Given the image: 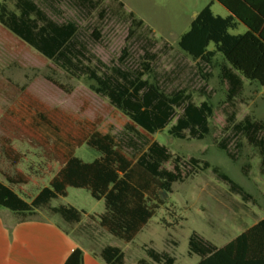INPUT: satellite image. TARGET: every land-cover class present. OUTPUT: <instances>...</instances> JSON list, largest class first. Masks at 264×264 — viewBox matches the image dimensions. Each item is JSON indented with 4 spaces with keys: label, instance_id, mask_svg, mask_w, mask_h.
<instances>
[{
    "label": "rangeland",
    "instance_id": "1",
    "mask_svg": "<svg viewBox=\"0 0 264 264\" xmlns=\"http://www.w3.org/2000/svg\"><path fill=\"white\" fill-rule=\"evenodd\" d=\"M31 1L57 24L70 22L78 27L76 44L83 48L80 60L84 66L95 68L100 75L117 76L115 70L143 71L149 65L144 79L158 84L165 93L183 90L195 105L208 102L213 107L210 132L204 139H194L188 131L185 139L168 134V129L183 114V108L176 109L169 127L154 135L173 156L162 168L174 171L178 164L182 173V181L173 184L167 197L160 196L164 203L155 217L129 244L107 235L94 247H119L125 254L126 264H135L139 259L158 264L149 259L148 248L173 257L175 264H197L200 257L189 255L193 232L222 247L244 230L239 226L243 217L249 216L252 223L260 219L264 213L262 158L259 149L235 125L247 117L264 123V95L260 94L258 85L243 79L240 94L229 100L231 86L224 73L230 68L222 56L218 54L211 64H206L194 60L179 47L181 37L189 31L196 15L212 0ZM7 5L11 11H17L16 0H7ZM212 12L222 17L228 15L217 2ZM130 14L142 20L143 26L133 25ZM209 50H214V46ZM92 84L83 73L67 72L44 58L0 24V117L24 88L47 106L79 119L101 118L99 130L105 133L111 129L117 140L135 137L127 129L128 119L108 98L97 95L91 89ZM258 140L264 141V130ZM13 144L25 155L18 167L31 176V182L24 188L25 194L21 195L32 198L48 185L58 163L26 141L16 140ZM76 156L93 162L100 153L85 145L77 150ZM215 169L241 191H234ZM3 173L14 175L15 172L0 153V179H4ZM51 206L85 210L93 214V220L105 211L104 201L93 199L84 189H69L68 197L53 200ZM47 212L44 210L40 215L50 217ZM4 217L14 218L9 213ZM51 219L67 227L59 215ZM92 219L88 217L86 224H92Z\"/></svg>",
    "mask_w": 264,
    "mask_h": 264
},
{
    "label": "trees",
    "instance_id": "2",
    "mask_svg": "<svg viewBox=\"0 0 264 264\" xmlns=\"http://www.w3.org/2000/svg\"><path fill=\"white\" fill-rule=\"evenodd\" d=\"M215 2L228 10L227 17L212 12ZM16 10L8 8L7 0H0V24L65 71L86 75L93 82L91 89L108 98L128 119L127 129L135 137L117 140L111 129L105 133L99 130L101 118L79 119L47 106L22 88L17 100L0 117L1 157L15 172L5 174L7 184L0 181V208L24 216L47 210L60 215L68 224H78L85 215L83 210L72 206L52 207L51 203L68 197L71 188L84 189L93 199L105 203L104 213L98 216L100 227L124 243H131L164 203L160 192L169 193L173 184L182 181L178 164L174 171L162 168L173 156L154 135L169 127L176 109L183 108V114L168 129V134L185 139L188 131L190 137L204 139L210 132L213 107L208 102L195 105L183 90L165 93L158 84L144 79L149 65L143 71L115 70L117 76L100 75L95 68L81 63L83 48L76 44L78 27L74 23L57 24L31 0H16ZM130 16L133 25L143 26L142 20L135 19L134 14ZM240 24L247 30L231 34ZM211 45L214 50H209ZM179 47L194 60L206 64H211L216 55L222 56L230 68L224 73L231 86L229 100L241 89L240 78L257 84L264 95V0H212L196 15L189 31L181 37ZM235 129L259 149L264 171V141L258 140L264 123L247 117ZM16 140L41 148L58 163L48 185L32 198H24L16 191L31 182V176L18 167L25 155L14 146ZM85 145L100 153V157L93 162L78 158L77 150ZM214 171L234 191H241L218 169ZM147 255L158 264H175L173 257L152 248L147 249ZM189 255L200 257L197 264H264V215L255 226L222 247L193 232ZM100 256L106 264H124L125 255L120 248L106 246ZM65 264H84L83 251L74 249ZM136 264L150 262L140 259Z\"/></svg>",
    "mask_w": 264,
    "mask_h": 264
},
{
    "label": "crops",
    "instance_id": "3",
    "mask_svg": "<svg viewBox=\"0 0 264 264\" xmlns=\"http://www.w3.org/2000/svg\"><path fill=\"white\" fill-rule=\"evenodd\" d=\"M246 30L247 28L240 24L236 30L231 31V34H242ZM240 79L243 86V78ZM248 83L254 84L249 81ZM241 90L242 87L237 89V95L240 94ZM232 91H235V88H232ZM260 94L263 95L261 91ZM5 174L9 173H3L2 177L4 179H0V181L7 184ZM25 187L26 185H22L16 188V191L20 195L21 193L25 194ZM7 211L9 210L0 211V264H65L67 258L77 248L83 251L84 264H106L100 256L101 251L105 247H94L105 239L107 235H111L99 225L98 216L103 214V212L95 216L96 220H93L91 218L93 214L83 210L85 215H83L82 220L78 224H68L59 215L66 223L67 227H65L62 223L51 219L53 216H58L57 214L47 212L50 217L40 215L44 210H38L29 216L17 215ZM7 213L13 215L14 218H19V220L14 218L5 219L4 216ZM37 214L40 215L37 219H31ZM263 215L264 213L254 223L250 221L249 216L243 217L239 222V226L244 228V230L237 236L255 226L263 218ZM88 217L92 219V224L90 225L86 224ZM137 262L138 260L135 264ZM124 264H126V258L124 259Z\"/></svg>",
    "mask_w": 264,
    "mask_h": 264
},
{
    "label": "water",
    "instance_id": "4",
    "mask_svg": "<svg viewBox=\"0 0 264 264\" xmlns=\"http://www.w3.org/2000/svg\"><path fill=\"white\" fill-rule=\"evenodd\" d=\"M167 192H165L164 190H162L161 192H160V196H161V198H163V195H165L164 197H167V194H166Z\"/></svg>",
    "mask_w": 264,
    "mask_h": 264
}]
</instances>
